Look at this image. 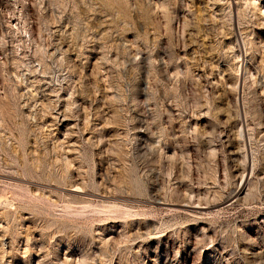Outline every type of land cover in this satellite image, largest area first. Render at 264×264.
<instances>
[{"label": "rangeland", "instance_id": "374dc122", "mask_svg": "<svg viewBox=\"0 0 264 264\" xmlns=\"http://www.w3.org/2000/svg\"><path fill=\"white\" fill-rule=\"evenodd\" d=\"M0 196V264H264V0H0Z\"/></svg>", "mask_w": 264, "mask_h": 264}, {"label": "bare ground", "instance_id": "6f19581e", "mask_svg": "<svg viewBox=\"0 0 264 264\" xmlns=\"http://www.w3.org/2000/svg\"><path fill=\"white\" fill-rule=\"evenodd\" d=\"M246 181H247L246 179H245V180H243V179L241 180V186H240V188H238V191H237L236 195L239 194V193L241 192V190H242V188L244 187ZM242 191H243V190H242ZM236 195H235V196H236ZM0 197H1V196H0ZM2 200H4V199H2ZM0 202H1V201H0Z\"/></svg>", "mask_w": 264, "mask_h": 264}]
</instances>
